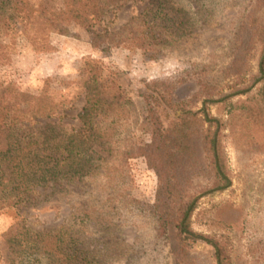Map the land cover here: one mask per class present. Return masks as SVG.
I'll use <instances>...</instances> for the list:
<instances>
[{
	"label": "rangeland",
	"instance_id": "374dc122",
	"mask_svg": "<svg viewBox=\"0 0 264 264\" xmlns=\"http://www.w3.org/2000/svg\"><path fill=\"white\" fill-rule=\"evenodd\" d=\"M22 2L29 12L43 18L62 6L60 0ZM182 4L193 19V26L186 29L183 37L168 38L173 39L170 47L157 57L138 49L110 44L95 48L92 44L94 33H118L133 18L153 14L149 12L153 8L149 0H130L90 29L72 24L67 35H44L33 41L22 33L29 26L18 11L12 35L6 38L12 44L11 60L0 67V100H10L13 92L46 90L56 102L64 103V108L53 119L25 117L31 122L33 133L42 136L54 124L64 133H71L79 128V115L86 105L94 70L105 98L133 99L139 115L138 123H132L133 130L137 138L148 140L152 128L142 93L157 97L152 104L165 127H171L182 110L200 107L198 93L204 84H227L221 59H216V66L206 71L204 66L213 55L224 54L236 18L248 0H182ZM182 21L181 14L170 23L178 27ZM6 24L0 20L1 36ZM152 82L158 84L157 91L147 89ZM245 101L258 106L261 115H246L239 108L240 102ZM233 104L237 108L225 138L233 185L202 199L193 227L200 234L227 240L233 264H264V100L257 87L250 96L234 99ZM228 111L213 108L215 115L226 119L231 118ZM126 171L115 187L124 204L112 212L107 211L111 189L104 185L102 171L82 181L38 188L32 202L1 209L0 264H30L29 258L17 253V245L9 241L11 228L22 219L33 233H67L105 264H174L169 248L156 239L153 220L146 211L155 199V174L142 159L131 160ZM191 257L194 264H217L215 248L205 241L194 245ZM49 263L47 259L40 262Z\"/></svg>",
	"mask_w": 264,
	"mask_h": 264
},
{
	"label": "trees",
	"instance_id": "16d2710c",
	"mask_svg": "<svg viewBox=\"0 0 264 264\" xmlns=\"http://www.w3.org/2000/svg\"><path fill=\"white\" fill-rule=\"evenodd\" d=\"M60 1L62 6L43 18L29 12L22 0H0V20L7 22L4 35H0V67L11 60L12 44L6 38L12 35L18 11L29 26L22 33L33 41L44 35H67L72 24L90 29L130 0ZM149 2L153 14L133 18L118 33H94L93 47L110 44L157 57L170 47L175 35L183 37L186 29L192 28L193 19L182 0ZM181 14L184 21L178 27L171 26L170 22ZM182 25L185 28L179 27ZM216 59L224 64L228 83L221 87L204 84L198 93L200 107L182 110L171 127H165L152 104L157 97L142 93L152 128L148 140H140L133 130V121L137 124L139 119L133 99L105 98L94 70L86 105L79 115V128L71 133H64L57 124L50 125L42 136L33 133L25 117L53 119L64 108V103L56 102L46 90L13 92L10 100L1 99L0 210L32 202L38 188L82 181L102 171L104 185L111 189L107 211L112 212L124 204L115 188L117 179L127 172L131 160L142 159L157 179L154 203L146 211L153 220L156 239L169 248L173 263L194 264L191 251L196 243L205 241L215 248L217 264H233L228 241L196 232L193 218L202 199L233 185L225 138L237 108L234 99L250 96L258 87L264 100V0H248L236 18L224 54L213 55L205 71L216 66ZM157 85L149 83L147 89L157 91ZM239 106L252 118L261 115V109L248 101ZM215 107L229 109L231 118L215 115ZM9 235V241L18 247L17 253L29 258L30 264H40L42 259L49 260V264H105L67 233H33L24 219L11 228Z\"/></svg>",
	"mask_w": 264,
	"mask_h": 264
}]
</instances>
